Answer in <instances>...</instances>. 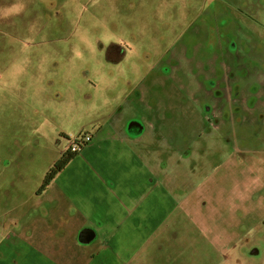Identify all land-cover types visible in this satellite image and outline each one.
<instances>
[{
	"label": "rangeland",
	"instance_id": "rangeland-1",
	"mask_svg": "<svg viewBox=\"0 0 264 264\" xmlns=\"http://www.w3.org/2000/svg\"><path fill=\"white\" fill-rule=\"evenodd\" d=\"M161 1L0 0V244L19 224L40 226L34 219L47 206L37 208L42 199L36 192L81 129L82 135L93 134L102 108L120 102L122 113H136L128 104L135 107L137 96L122 94L131 84L144 76L138 95L152 87L158 102L160 95L185 96L190 76L208 64L210 53L220 56L226 48L246 44L244 33L264 46V0ZM163 28L170 30L168 45L155 51L156 58L148 51ZM138 33L144 44L139 55L123 65L107 62L105 40L117 35L130 42ZM177 47L189 50L184 56L182 49L176 76L156 77L163 66L173 72ZM128 73L131 78L122 79ZM216 77L221 82L220 72ZM152 113L150 121L159 124L158 103ZM168 117L166 124L172 122ZM175 118L182 131L170 127L164 133L171 145L181 144L166 175L177 207L167 211L149 249L129 264H264V152L233 155L232 163L251 161L240 175L216 161L206 164L213 169L203 177L196 164L219 157L209 149L211 138L200 133L210 129L185 128L189 120L184 112ZM126 121H121L123 127ZM263 134L264 128L248 131L246 140L257 143ZM91 152L104 157L91 148L81 158ZM221 189L226 207L215 223L212 199ZM44 231L42 227L41 237ZM6 260L13 264L11 256Z\"/></svg>",
	"mask_w": 264,
	"mask_h": 264
},
{
	"label": "crops",
	"instance_id": "crops-1",
	"mask_svg": "<svg viewBox=\"0 0 264 264\" xmlns=\"http://www.w3.org/2000/svg\"><path fill=\"white\" fill-rule=\"evenodd\" d=\"M244 35L246 44L223 50L222 58L207 55L208 64L205 61L198 73L190 76L185 88L186 103L179 100V94L177 99L164 98L166 107L161 99L156 100L162 112L156 115L159 124L149 119L155 106L142 109L144 129L135 137L127 134L126 124L121 125L123 119L133 115L119 112L123 103H109L102 108L96 130L92 135L86 133L92 141L40 194L42 200L37 202V208L47 206L42 216L34 219L40 226L19 224L3 239L2 264H8L6 258L10 256L13 264H129L141 251L149 249L165 224L167 211L177 207L172 200L176 191L166 183V175L179 157L181 144L171 145L164 131L170 127L179 132L182 129L173 120L166 124V110L174 116L184 112L189 120L185 128L189 130L202 125L210 129L200 133L211 138L209 149L219 157L196 164L198 170L204 169L205 176L213 169L206 164L219 161L230 166L228 171L233 174V165L251 162L240 158L232 163L233 155L264 152V134L257 143L246 140L248 131L264 128V46ZM218 72L225 84L222 94L209 88ZM128 108L134 111L130 104ZM91 148L104 157L91 152L89 157L81 158ZM225 207L221 189L212 199L215 223L223 217ZM85 230L92 231L95 239L81 246L78 238ZM237 237L242 236L238 233Z\"/></svg>",
	"mask_w": 264,
	"mask_h": 264
},
{
	"label": "flooded vegetation",
	"instance_id": "flooded-vegetation-1",
	"mask_svg": "<svg viewBox=\"0 0 264 264\" xmlns=\"http://www.w3.org/2000/svg\"><path fill=\"white\" fill-rule=\"evenodd\" d=\"M161 2H164V1L162 0ZM169 33H170V30L167 31L165 28H163L158 33V38L156 40V45H153L152 50L151 51H148V52H151L156 57L155 51L160 50V48L161 49L162 48H165L168 45V44H166V41H167V38L169 36ZM129 40H130V42H127L126 36L117 37V35H116L115 37H110L109 40H105L104 41V43L108 41V44H104L103 45L102 55L106 58V60H107L108 63H110L112 65H123L124 63H126V62L134 59L136 55H139V52L142 51L141 48L144 45L143 44V37H142V35L140 33L133 34V36ZM136 44L140 47V49H137V50L135 49ZM183 48L185 49L184 56L186 54H188V50H189L188 47H177L176 48L175 54H176V57H177V62L176 63L174 62L173 72L172 73H169L168 71H166V67L163 66L162 69H160L161 70L160 71V75H158L156 77H167V76L174 77V76H176L177 70H175V68H176V65L178 64V60L180 59V56L182 55V49ZM180 49H181V52H180ZM226 50H228V48H226ZM222 54H224V53L221 52V55L220 56L214 55V57L217 58V59H220V58H222ZM195 59L198 61L199 58L198 57H195ZM60 63L61 62L55 63L56 64V69L59 67ZM154 66L156 67V65H154ZM210 66L211 65L209 64L207 67L210 68ZM189 69H190V67H189ZM206 71H208V69H206ZM128 77L131 78V76H130L129 73L127 74L126 77H123L122 79H128ZM144 78H145L144 76L141 77V79L138 82L142 81ZM187 79L188 78H186V81H187ZM138 82H136L134 84H131L130 89H128V90H126V91H124L122 93L123 95H125L124 98H128V96L129 97H132V96H134V94L137 96L135 98V101H134L135 102V107H134V104H132V103L130 104L131 108L133 110H135L136 113L133 114L132 116H130L127 119V121L125 122V124H126L125 125L126 132L131 137H135L140 131H142L144 129V125L141 122V110L142 109L143 110L144 109L146 110L147 107H150L151 108L152 106H155L156 100H157L156 99V94H158V93H156L153 90L152 87H149L148 89L144 88L143 91H142V93L138 95V92H137V89L139 90V86H137L138 85ZM159 83L162 86H165V83H163V82H159ZM207 83L210 84V82H207ZM212 87H214L215 91H217L218 94H222L223 93V90L225 88V84H224L223 81L220 82L217 79V77H216V81L213 82V85L209 86V88H212ZM126 92H128V93H126ZM176 95L177 94H174V96H173L174 99H177L176 98ZM182 97H185L187 99L186 95L185 96H181V98ZM160 99H161V101H164V97H162L161 95H160ZM121 111H122L121 108H119V112H121ZM170 116L172 117V119L168 117L169 119H171L173 121H177L174 115H171L170 114ZM83 136L84 135L80 134L79 137H77L75 139V141L80 140ZM68 146H67L66 150H64L63 154L65 152L69 151L68 150ZM59 158L60 157H58L54 161V164H55L56 161L59 160ZM246 165H247V163H245V161L242 162V163L238 162L236 164V168L234 170H237L238 171V174L240 175L241 174V171L244 168L247 167ZM199 172L203 174V177H205V175H204L205 172H204V169L203 168L200 169ZM226 185H228V184H226Z\"/></svg>",
	"mask_w": 264,
	"mask_h": 264
},
{
	"label": "trees",
	"instance_id": "trees-1",
	"mask_svg": "<svg viewBox=\"0 0 264 264\" xmlns=\"http://www.w3.org/2000/svg\"><path fill=\"white\" fill-rule=\"evenodd\" d=\"M79 153L72 154L71 152H65L58 161L49 169L45 176L44 182L41 188L37 191V195L42 194L52 182L68 167V165L78 157Z\"/></svg>",
	"mask_w": 264,
	"mask_h": 264
},
{
	"label": "built area",
	"instance_id": "built-area-1",
	"mask_svg": "<svg viewBox=\"0 0 264 264\" xmlns=\"http://www.w3.org/2000/svg\"><path fill=\"white\" fill-rule=\"evenodd\" d=\"M92 141V136L84 135L80 140L69 143L68 150L72 154L80 153V151Z\"/></svg>",
	"mask_w": 264,
	"mask_h": 264
},
{
	"label": "water",
	"instance_id": "water-1",
	"mask_svg": "<svg viewBox=\"0 0 264 264\" xmlns=\"http://www.w3.org/2000/svg\"><path fill=\"white\" fill-rule=\"evenodd\" d=\"M95 239V235L90 230H85L79 234L78 243L81 246H87L89 242Z\"/></svg>",
	"mask_w": 264,
	"mask_h": 264
}]
</instances>
